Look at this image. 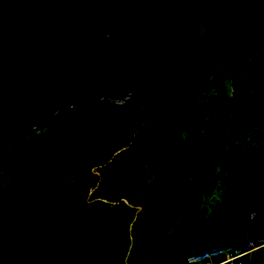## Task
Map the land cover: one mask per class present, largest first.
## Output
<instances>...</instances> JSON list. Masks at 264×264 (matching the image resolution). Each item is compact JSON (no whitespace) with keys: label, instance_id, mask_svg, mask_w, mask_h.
<instances>
[{"label":"trees","instance_id":"16d2710c","mask_svg":"<svg viewBox=\"0 0 264 264\" xmlns=\"http://www.w3.org/2000/svg\"><path fill=\"white\" fill-rule=\"evenodd\" d=\"M263 49L264 0H0V150L73 97L162 80L9 150L0 264H183L264 237V56L208 84Z\"/></svg>","mask_w":264,"mask_h":264},{"label":"water","instance_id":"95a60500","mask_svg":"<svg viewBox=\"0 0 264 264\" xmlns=\"http://www.w3.org/2000/svg\"><path fill=\"white\" fill-rule=\"evenodd\" d=\"M263 56H264V49L261 50L260 52H258L253 58H251L249 61H247L241 67H238V68L230 67V66L218 67L215 70V72H214V76L211 78V80H210V82L208 84H210L215 79L216 75L220 71H223V70L230 71V72L242 71V70L250 67L254 63H256ZM160 81H162V80H152V81L146 82V83L140 85L134 91H132L130 93H127V94H123V95H108V96H105V95L86 94L85 96L71 98L62 108H60L53 115L52 118L32 124L31 126H29L24 131L18 133L13 139L8 141L0 150V163L4 160V158L6 157V155L9 152V150L13 146L17 145L18 143L24 141L25 139H27L29 137L38 135L40 132H42L44 130H48V129L54 127L58 123V120L61 117V115L63 114V112H65L66 110L72 108L77 101H79V100H81L83 98H91L93 101H102V102H106V103H110V104H114V105H125V104H128L131 101L132 97L139 90H141L143 87L148 86V85H150V84H152L154 82H160ZM189 90H197V89L191 88Z\"/></svg>","mask_w":264,"mask_h":264},{"label":"built area","instance_id":"2783aa9c","mask_svg":"<svg viewBox=\"0 0 264 264\" xmlns=\"http://www.w3.org/2000/svg\"><path fill=\"white\" fill-rule=\"evenodd\" d=\"M254 212L251 213L253 217ZM264 249V237L250 240L246 247H214L188 255L183 264H252L255 253Z\"/></svg>","mask_w":264,"mask_h":264},{"label":"rangeland","instance_id":"374dc122","mask_svg":"<svg viewBox=\"0 0 264 264\" xmlns=\"http://www.w3.org/2000/svg\"><path fill=\"white\" fill-rule=\"evenodd\" d=\"M103 38H104V36H103ZM108 41H111L112 42L113 41V36L111 37V39L108 38ZM154 134H157V132L155 131ZM80 198H81L80 191L75 189V190L72 191V193L68 194L67 197H65L64 201H65V203L67 205H72L74 202H76ZM135 223H137V222L135 221ZM129 231L130 230H125L124 231L125 233L123 232L124 235L121 236V238L123 237V241H125V242H129V238L126 236L129 233ZM154 249H155V246L153 245V246L150 247L149 252L150 253L151 252H154ZM154 258L155 257L150 258V261L152 263H154ZM147 262H149V260Z\"/></svg>","mask_w":264,"mask_h":264}]
</instances>
